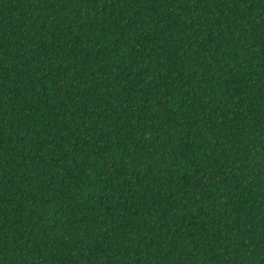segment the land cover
<instances>
[{
	"label": "trees",
	"instance_id": "trees-1",
	"mask_svg": "<svg viewBox=\"0 0 264 264\" xmlns=\"http://www.w3.org/2000/svg\"><path fill=\"white\" fill-rule=\"evenodd\" d=\"M0 264H264V0H0Z\"/></svg>",
	"mask_w": 264,
	"mask_h": 264
}]
</instances>
